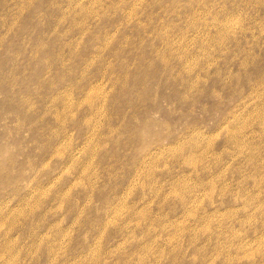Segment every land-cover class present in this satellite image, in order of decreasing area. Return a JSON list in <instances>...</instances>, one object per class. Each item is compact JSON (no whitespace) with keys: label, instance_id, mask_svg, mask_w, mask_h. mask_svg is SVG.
Returning a JSON list of instances; mask_svg holds the SVG:
<instances>
[{"label":"rangeland","instance_id":"1","mask_svg":"<svg viewBox=\"0 0 264 264\" xmlns=\"http://www.w3.org/2000/svg\"><path fill=\"white\" fill-rule=\"evenodd\" d=\"M140 1L0 0V264H264V0Z\"/></svg>","mask_w":264,"mask_h":264},{"label":"bare ground","instance_id":"2","mask_svg":"<svg viewBox=\"0 0 264 264\" xmlns=\"http://www.w3.org/2000/svg\"><path fill=\"white\" fill-rule=\"evenodd\" d=\"M133 1H136V2H138V1H140V0H133ZM142 1V0H141ZM140 1V2H141ZM144 1V0H143ZM189 2V1H188ZM146 3V2H145ZM137 4V3H136ZM187 4V3H186ZM185 4V6H187ZM135 5V4H134ZM134 5H133V3H132V6L134 7ZM131 6V5H130ZM136 6V5H135ZM178 6H176V4H174L173 3V5L170 7L171 9H169V8H167V11H169V12H171V13H178L179 12V10H177L178 8H177ZM184 8V7H183ZM223 8H226L225 6L223 7ZM131 9V8H130ZM132 10H133V8H132ZM168 12V13H169ZM220 13H218V12H211V13H209L208 12V9H199L198 7H197V3L195 2L194 3V1H192V3H191V5L187 8V11L185 12L186 14L184 15L186 18H188V19H204V15H205V13H209V15L211 16V17H209L208 19H239V17H235V16H231V15H229L228 14V10H220L219 11ZM129 13V12H128ZM167 13V12H166ZM134 14V13H133ZM129 15V14H128ZM180 18V17H179ZM158 19V18H157ZM207 19V18H206ZM165 40V39H164ZM167 40H169L168 38H167ZM165 42V41H164ZM170 42V41H169ZM168 42V43H169ZM165 45H166V42L164 43ZM169 47H172V46H169ZM168 49V48H167ZM156 50V49H155ZM160 50V49H159ZM166 50V49H165ZM163 51V50H162ZM168 51H169V49H168ZM165 52V51H164ZM162 53V52H161ZM160 54V53H159ZM156 55H158V54H156ZM165 55V54H164ZM161 56H162V54H161ZM124 77V76H123ZM122 77V78H123ZM124 78H126V77H124ZM116 79V78H115ZM119 79H121V78H119ZM111 80H113L114 81V79H111ZM119 81V80H118Z\"/></svg>","mask_w":264,"mask_h":264}]
</instances>
